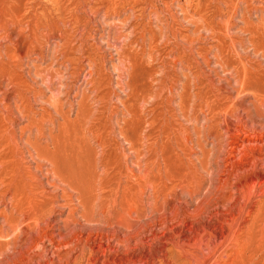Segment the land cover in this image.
Returning <instances> with one entry per match:
<instances>
[{
  "label": "rangeland",
  "instance_id": "rangeland-1",
  "mask_svg": "<svg viewBox=\"0 0 264 264\" xmlns=\"http://www.w3.org/2000/svg\"><path fill=\"white\" fill-rule=\"evenodd\" d=\"M0 264H264V0H0Z\"/></svg>",
  "mask_w": 264,
  "mask_h": 264
}]
</instances>
